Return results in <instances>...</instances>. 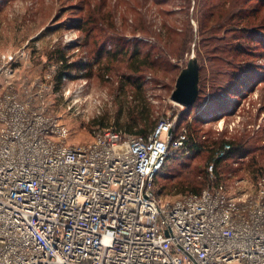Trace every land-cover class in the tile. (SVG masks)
<instances>
[{
    "label": "built area",
    "instance_id": "1",
    "mask_svg": "<svg viewBox=\"0 0 264 264\" xmlns=\"http://www.w3.org/2000/svg\"><path fill=\"white\" fill-rule=\"evenodd\" d=\"M25 55L0 64V264H264V187L163 201L155 177L188 138H173L176 117L146 135L92 126L87 145L70 144L46 85L13 88Z\"/></svg>",
    "mask_w": 264,
    "mask_h": 264
},
{
    "label": "rangeland",
    "instance_id": "2",
    "mask_svg": "<svg viewBox=\"0 0 264 264\" xmlns=\"http://www.w3.org/2000/svg\"><path fill=\"white\" fill-rule=\"evenodd\" d=\"M256 1L250 0V5L257 8L263 18L264 5L260 7ZM189 2L0 0V64L5 54L26 53L12 65L15 70L13 88L26 98L36 93L41 84L46 85L52 111L70 130L66 140L70 144L87 145L92 140L91 127L96 125H111L135 135L143 128L142 124H135L137 116L142 114L138 106L140 99L150 103L157 122L176 117L175 125L185 127L182 122L192 123L197 113L172 100L176 79L190 58L196 57L202 97L212 98L213 93L220 92L219 86L226 82L224 73L230 65L220 63L221 69L216 75L215 62L225 55L214 47L226 44L228 39L223 36L232 27V23L226 24L214 36L206 37L198 23L205 12L204 1ZM259 35L264 46V32ZM135 46L151 65L141 72L131 70ZM120 48L128 50L129 54L125 57L120 52L118 57L107 54L106 50ZM57 50L66 54L69 63L72 61L81 67L65 75L60 85L55 79L61 64L54 60ZM252 62L264 66L263 57ZM138 83L142 85L140 89ZM234 100L227 115L218 114L217 118L204 123L201 134L211 141L218 133L223 132L227 139H233L246 132L243 138L248 140L246 146L252 148L248 156L233 160L226 168L231 169H223L220 176L215 171L209 172L211 161L208 160L207 165L204 155L191 162L193 165L201 163L202 170L210 173L208 183L200 186L202 190L223 183L234 195H255L264 187V81L252 94ZM212 114L209 113V117ZM178 166H169L168 172ZM179 180L180 177L174 175L157 181V193L163 201L192 192L172 188Z\"/></svg>",
    "mask_w": 264,
    "mask_h": 264
},
{
    "label": "trees",
    "instance_id": "3",
    "mask_svg": "<svg viewBox=\"0 0 264 264\" xmlns=\"http://www.w3.org/2000/svg\"><path fill=\"white\" fill-rule=\"evenodd\" d=\"M203 1V9L205 12L202 13V16L198 19L202 34L210 38L214 36L217 31L222 30L226 24L232 23L231 29L226 31L223 36V39H228L226 44L221 48L218 46L214 47L221 54L225 55L224 57L218 58L215 62L217 64L216 75L220 72V63L228 64L230 68L224 73V75L227 76V80L224 84L219 86L220 92L213 93L212 98H203L200 88L195 104L186 108L189 110L193 108L197 116L192 123L187 121L182 122L185 126L184 128L188 130V138L185 144L176 153L167 156L166 164L155 177L156 187L157 181L161 178L166 179L174 175L179 176L180 180L177 183H173L172 188H180L182 191L191 189L192 192L187 191V194H199L202 192L200 186L206 185L209 180L210 173L202 170L201 163L193 165L191 162L193 159L204 155L206 161L209 160L211 164H213L212 171H215V173L220 176L222 170L226 169L233 160H243L248 156L247 152L252 148L246 146L248 140L246 141V139L243 138L246 132H244L242 136L233 139H227L225 133L222 132L211 138V141H208V139L201 134V131L205 126L204 123L208 120L217 118L218 114L227 115L235 98L242 100L247 95L252 94L260 83L264 81V66L256 65L252 62V59H257V57L264 58L263 38L259 35V32H264V17H260L259 10L251 7L250 0ZM256 2L261 5L260 7L264 5V0H257ZM229 33L231 34L230 36H228ZM133 50L131 59L132 64H130L133 72H141L144 68L151 67L149 59L141 56V50H139L137 46H135ZM106 51L109 56L113 57H118L119 52L123 57L129 54L128 50L121 48L116 51ZM56 52L57 55L54 60L61 64L58 66L59 68L55 79L56 83L60 85L63 76L70 75L74 68L80 70L81 67L79 64L73 63L72 61L69 63L66 54L61 50H57ZM99 54H102V52H99ZM137 87L140 89L142 87L141 83H138ZM149 104L150 103L145 99L139 100L138 106L142 108V111H140L142 114L137 116L135 124H142L143 128L138 129L135 134L146 135L157 124V118H153L154 111H152V107ZM209 113H213L212 117H209ZM204 114H206V117H204ZM175 126L173 138L178 137L183 128L179 125ZM119 130H122V128ZM128 131L131 132L132 130ZM228 144H230L229 150H227L223 157L218 158L216 152ZM174 164H179V166L173 167L174 170L177 171V174L173 173V175L172 172L174 170L169 173L167 168ZM229 169L231 168L226 169V171Z\"/></svg>",
    "mask_w": 264,
    "mask_h": 264
},
{
    "label": "water",
    "instance_id": "4",
    "mask_svg": "<svg viewBox=\"0 0 264 264\" xmlns=\"http://www.w3.org/2000/svg\"><path fill=\"white\" fill-rule=\"evenodd\" d=\"M187 64V67L180 72V75L176 79L175 89L171 93L172 100L186 108L195 104L199 95L200 82V66L197 63L196 57L190 58Z\"/></svg>",
    "mask_w": 264,
    "mask_h": 264
},
{
    "label": "bare ground",
    "instance_id": "5",
    "mask_svg": "<svg viewBox=\"0 0 264 264\" xmlns=\"http://www.w3.org/2000/svg\"><path fill=\"white\" fill-rule=\"evenodd\" d=\"M120 147H122V146H120Z\"/></svg>",
    "mask_w": 264,
    "mask_h": 264
}]
</instances>
